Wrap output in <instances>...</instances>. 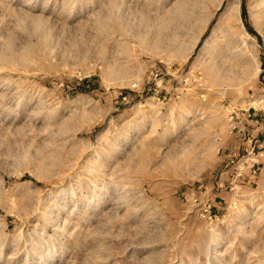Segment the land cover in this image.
<instances>
[{"label":"rangeland","instance_id":"374dc122","mask_svg":"<svg viewBox=\"0 0 264 264\" xmlns=\"http://www.w3.org/2000/svg\"><path fill=\"white\" fill-rule=\"evenodd\" d=\"M262 140L264 0H0V264H264Z\"/></svg>","mask_w":264,"mask_h":264},{"label":"built area","instance_id":"2783aa9c","mask_svg":"<svg viewBox=\"0 0 264 264\" xmlns=\"http://www.w3.org/2000/svg\"><path fill=\"white\" fill-rule=\"evenodd\" d=\"M248 156L249 157H247L246 159H244L242 161V163L240 164L241 167H243L245 164L246 165H249V163H251V166H252V162L254 161V157H255V152H254L253 148H251V150L249 151Z\"/></svg>","mask_w":264,"mask_h":264},{"label":"crops","instance_id":"0c3cea01","mask_svg":"<svg viewBox=\"0 0 264 264\" xmlns=\"http://www.w3.org/2000/svg\"><path fill=\"white\" fill-rule=\"evenodd\" d=\"M249 142L251 143V142H253V140L246 141V143H245V144H247V145H245L246 148L249 147V145H248ZM256 143H258V140H254V146H255ZM260 148H263L264 149V140H262L261 142H259V145H257V151H259ZM257 153H259V152H257ZM257 156H260V153H259V155L257 154Z\"/></svg>","mask_w":264,"mask_h":264},{"label":"bare ground","instance_id":"6f19581e","mask_svg":"<svg viewBox=\"0 0 264 264\" xmlns=\"http://www.w3.org/2000/svg\"><path fill=\"white\" fill-rule=\"evenodd\" d=\"M2 56V55H1ZM5 61V60H4ZM253 69V68H252ZM258 71V69H256ZM210 74V73H209Z\"/></svg>","mask_w":264,"mask_h":264}]
</instances>
